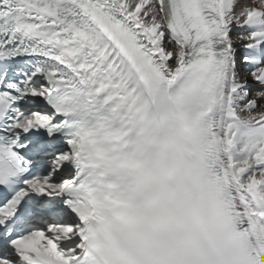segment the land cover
Returning <instances> with one entry per match:
<instances>
[{
    "label": "bare ground",
    "instance_id": "bare-ground-1",
    "mask_svg": "<svg viewBox=\"0 0 264 264\" xmlns=\"http://www.w3.org/2000/svg\"><path fill=\"white\" fill-rule=\"evenodd\" d=\"M103 1L124 13L130 34L140 42L141 51L147 55L152 68L161 77L169 79L184 61L186 50L179 38L176 43L168 39L170 19L167 12L160 15L155 0ZM121 4L126 5V11L121 9ZM261 9L264 11L263 0H226L221 13L229 49L230 84L226 101L230 106L229 112L244 120L264 114V60L254 71L245 68L242 63L234 64L238 52L254 49L264 43V12L247 22L252 13ZM128 12L133 14L132 18ZM134 17L140 19L142 27L135 22ZM148 33L154 36L150 37ZM153 40H156V44ZM238 126L220 125L217 128L216 140L222 149L228 151L232 132ZM66 161V157H61L56 164L62 165ZM226 181L234 192L246 230L264 263V229L261 225L264 212V157L259 159L254 156L247 164L237 165L232 172L228 171ZM261 185L263 187L258 192Z\"/></svg>",
    "mask_w": 264,
    "mask_h": 264
},
{
    "label": "rangeland",
    "instance_id": "rangeland-1",
    "mask_svg": "<svg viewBox=\"0 0 264 264\" xmlns=\"http://www.w3.org/2000/svg\"><path fill=\"white\" fill-rule=\"evenodd\" d=\"M126 6V5H125ZM121 8H122V4H121ZM131 13V12H130ZM140 25L142 24V23H139ZM149 35V34H148ZM151 35V34H150ZM155 42V41H154ZM235 61L236 62H239V55H238V57L235 59Z\"/></svg>",
    "mask_w": 264,
    "mask_h": 264
}]
</instances>
